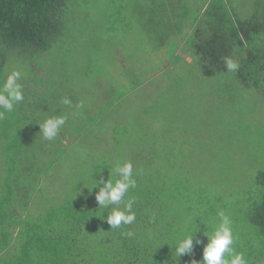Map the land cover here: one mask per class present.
<instances>
[{
  "label": "trees",
  "instance_id": "trees-1",
  "mask_svg": "<svg viewBox=\"0 0 264 264\" xmlns=\"http://www.w3.org/2000/svg\"><path fill=\"white\" fill-rule=\"evenodd\" d=\"M238 2L203 0L193 8L192 0H132L134 16L157 47L170 44L176 53L191 56L196 74L189 78L207 77L210 106L212 99L225 104L233 90L264 96V0ZM81 6V0H0V83L17 66L18 53L28 61L59 46ZM229 58L239 65L237 70H227ZM30 76L22 73L19 81L24 101L0 120V264H191L202 260L204 233L218 223L220 210L232 220L237 251L250 259L257 246L253 259L264 262V166L252 176L253 190L237 208L247 209L242 220L219 190L233 172L219 176L207 166L210 155H227L235 145L226 129L242 133V118L220 123L215 118V127L222 126L224 133L220 144L211 133L206 151L196 149L204 141L180 117L172 118L164 135L153 130V122L143 127L135 120L118 125L113 138H90L87 131L97 124L70 123L72 109L46 100L49 94L37 96L29 85L45 80L33 83ZM53 115H64L66 123L54 140H44L38 122ZM81 126L82 131L77 129ZM107 142L112 144L104 151ZM125 160L132 162L137 182L127 194L135 200L136 220L110 228L103 219L108 210L98 211V188L89 193L81 180L91 183L93 171L94 179L112 178L114 162ZM214 179L218 187H212ZM196 230L192 254L176 261L174 241Z\"/></svg>",
  "mask_w": 264,
  "mask_h": 264
},
{
  "label": "rangeland",
  "instance_id": "rangeland-1",
  "mask_svg": "<svg viewBox=\"0 0 264 264\" xmlns=\"http://www.w3.org/2000/svg\"><path fill=\"white\" fill-rule=\"evenodd\" d=\"M238 1L251 2L237 0L238 4ZM81 2V11L70 18L61 44L50 52L35 53L28 61L18 53L17 66L13 70L20 71L21 75L28 73L34 79L33 83L37 78L45 80L35 87L29 85L37 96L49 94L45 98L52 103L70 98L72 106L69 108L73 114L68 120L70 123L97 124L89 127L87 135L90 138H113L118 125H130L135 120L143 127L153 122L156 125L153 130L164 135L172 118L180 117L181 123L192 126L195 138L204 141V146L196 149L206 151L205 142L210 141L211 133L217 144H220V134L224 133L222 126L215 127V118L218 123L226 118H229L227 121L242 118L240 135L239 129L235 133L226 129L225 135L236 140L235 145L227 155L226 151H218L214 158L210 155L212 163L208 162L207 166H212L210 169L217 171L219 176L233 172V179L228 184H220V194L236 206L239 219L245 218L247 209L237 208L243 204V199L249 198L254 187L250 182L252 176L264 166V96L254 90H233L230 99H223L225 104L212 99L214 105L210 106L207 99L211 101L212 95L207 77L189 78L196 74L190 66L191 56L182 51L176 53L170 44L166 48L157 47L155 39L144 31L134 16L132 0ZM192 2L196 8L203 0ZM177 58L184 61L178 64ZM197 104L201 105L199 109ZM193 107L191 112L189 109ZM85 110L91 113L85 114ZM101 113L105 114L96 122L95 118ZM248 116L250 122L245 125L244 118ZM83 128L77 129L82 131ZM185 131L183 127L181 132L186 134ZM111 144L107 142L104 151ZM215 180L212 187H218ZM233 247L237 251L240 243L234 242ZM258 254L256 246L250 259L249 255L245 257L248 264H264L253 259Z\"/></svg>",
  "mask_w": 264,
  "mask_h": 264
},
{
  "label": "clouds",
  "instance_id": "clouds-1",
  "mask_svg": "<svg viewBox=\"0 0 264 264\" xmlns=\"http://www.w3.org/2000/svg\"><path fill=\"white\" fill-rule=\"evenodd\" d=\"M225 65L228 71H235L239 67L230 58L226 59ZM20 79V71L13 70L0 83V120L5 119L6 114L11 113L15 106L25 99L22 85L19 83ZM61 103L69 107L72 106V101L68 97L62 98ZM38 123L42 138L52 141L65 125L66 117L64 115H53ZM93 172L90 177L91 183L81 181L88 188L89 193L94 188H98L95 193L98 211L102 215L105 209L108 210L107 216L103 219L107 220L110 228H119L122 224H132L136 220V213L133 211L135 200L127 195L131 189H135L137 186L132 162L130 160L115 161L111 169L112 178L106 180L103 177L94 179ZM217 216L218 223L213 226L210 232L205 231L204 233L207 237V243L203 246L202 260H192L191 264H201V261L202 264H248L244 253L237 252L233 247L234 235L230 216L223 210L218 211ZM196 232L197 230L187 232L174 241L176 261L183 255L192 254L193 238L196 237ZM196 242L201 243L198 237Z\"/></svg>",
  "mask_w": 264,
  "mask_h": 264
}]
</instances>
